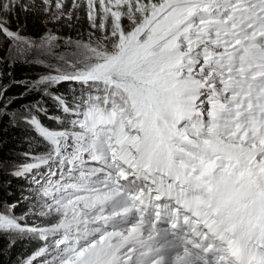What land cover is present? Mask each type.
Returning <instances> with one entry per match:
<instances>
[{"label":"snow or ice","instance_id":"obj_1","mask_svg":"<svg viewBox=\"0 0 264 264\" xmlns=\"http://www.w3.org/2000/svg\"><path fill=\"white\" fill-rule=\"evenodd\" d=\"M0 37V64L49 69L0 70V124L44 146L0 160L32 185L0 200L19 264H264V0H0ZM14 84L40 98L13 110Z\"/></svg>","mask_w":264,"mask_h":264},{"label":"trees","instance_id":"obj_2","mask_svg":"<svg viewBox=\"0 0 264 264\" xmlns=\"http://www.w3.org/2000/svg\"><path fill=\"white\" fill-rule=\"evenodd\" d=\"M24 14L21 13V22L24 21ZM12 26L17 24L16 19H12ZM26 30L30 31L34 36H38L44 31V26L40 23L38 17L28 16ZM65 34L74 36L78 31L87 35L88 23L86 19H81L76 22L74 28H66ZM2 38V37H1ZM8 55L3 50H0V56ZM0 70L6 73H11V76H5L4 83L10 80L25 81L36 80L39 76L46 74L49 69L39 64L24 63L22 60L12 63L9 61L7 64H0ZM70 85L67 83L56 86L52 89L53 92L58 94L69 95ZM26 88L20 84H14L8 91V96L17 97L13 105V110L20 109L23 105L34 102L39 99V94L29 92L27 95L21 96L25 93ZM45 104L49 109V114H59L57 106L50 98H45ZM43 122L51 127L56 125L50 122L46 117L41 116ZM36 134L27 125H19L17 127H9L7 118L4 119L3 124H0V160L5 161H21L22 153L28 150L43 151L44 146L38 144L35 139ZM30 180L26 178H16L0 172V200L7 201L8 203L21 202V199L27 196L26 190L31 188ZM34 243L26 239H20L17 243L11 244L7 237H0V264H19L22 257L30 254L33 250Z\"/></svg>","mask_w":264,"mask_h":264},{"label":"rangeland","instance_id":"obj_3","mask_svg":"<svg viewBox=\"0 0 264 264\" xmlns=\"http://www.w3.org/2000/svg\"><path fill=\"white\" fill-rule=\"evenodd\" d=\"M66 28H68V27H65V28H63L61 31H62V34H65V30H66ZM80 32V31H79ZM24 34H31L30 33V31H28V30H26L25 29V31H24ZM77 34V33H76ZM76 34L73 36L74 38L76 37ZM31 35H33V34H31ZM34 36V35H33ZM84 37H85V39L87 38V35H85L84 34ZM1 38V37H0ZM8 55H10L9 53H7ZM22 125H24V124H22ZM51 127V126H50ZM27 179V178H26ZM27 180H29V179H27ZM31 182V181H30ZM31 188H32V186H31ZM26 194H27V196H30L31 195V193H32V189H27L26 191ZM24 197V196H23ZM29 201H27V200H24L23 198L21 199V202H19V206L15 209V214L16 215H21V214H23L25 211H27L28 210V207H29ZM19 240H17L16 241V243L18 242Z\"/></svg>","mask_w":264,"mask_h":264}]
</instances>
